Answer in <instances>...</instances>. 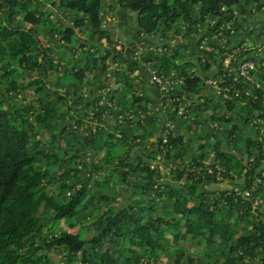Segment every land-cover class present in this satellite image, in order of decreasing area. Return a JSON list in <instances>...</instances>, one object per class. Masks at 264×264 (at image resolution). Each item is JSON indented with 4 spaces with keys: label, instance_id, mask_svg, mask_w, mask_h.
Listing matches in <instances>:
<instances>
[{
    "label": "trees",
    "instance_id": "16d2710c",
    "mask_svg": "<svg viewBox=\"0 0 264 264\" xmlns=\"http://www.w3.org/2000/svg\"><path fill=\"white\" fill-rule=\"evenodd\" d=\"M115 4L0 0V264H264V0Z\"/></svg>",
    "mask_w": 264,
    "mask_h": 264
},
{
    "label": "rangeland",
    "instance_id": "374dc122",
    "mask_svg": "<svg viewBox=\"0 0 264 264\" xmlns=\"http://www.w3.org/2000/svg\"><path fill=\"white\" fill-rule=\"evenodd\" d=\"M110 4H111V6L113 7L112 9H113V11L114 12H111L110 11V8L108 9V11L105 13L106 14V20L108 21V25L111 27L113 24L115 25V29H117V32H118V35H121L120 34V30L122 29V30H124L125 29V24L124 23H121V25H119V23H118V20H119V17H121V19H123L124 20V16H122V14H123V12L124 11H118V10H116V8H117V6H116V4H115V0H110ZM43 5H45V3L43 4ZM47 6V9L48 10H52V12H53V16L55 15V17L57 16V14H59V15H61L60 14V12L58 11L57 12V9L56 8H54L55 6H48V5H46ZM118 12V13H117ZM122 13V14H121ZM62 17V16H61ZM254 18H257V19H260V20H264V13H262V12H256V13H253V15H252V19L254 20ZM67 18H64V17H62V21L64 20V22L65 21H67L66 20ZM124 22V21H123ZM132 22H134V21H132ZM260 22V21H259ZM260 23H263V21L262 22H260ZM118 26H117V25ZM132 26H135L134 24H132ZM132 28V27H131ZM44 33V32H43ZM80 34H82L83 35V33H80ZM40 35H42V34H40ZM46 34L44 33L42 36L44 37ZM115 35H117V34H115ZM123 36H124V34H122ZM85 36L86 35H84V36H82L83 38H85ZM139 40V39H138ZM140 44L142 43L141 41L139 42ZM148 48V44H146L145 42H143L142 43V48L140 49V51L138 52V59H141L142 57H143V55L145 54V50ZM29 77V75H27L25 78H28ZM49 80L51 81V83H53V76H49ZM4 86V83H0V87H3ZM157 98H158V100H160L159 99V97L157 96ZM153 103V110H155V112L156 113H160V110L159 109H157L158 107V105H157V103H155V102H152ZM169 118V115H166V118ZM168 118L166 119V120H168ZM247 128H251V126L250 125H247L246 126ZM252 129V128H251ZM253 133H255V131H254V129H253ZM165 176H167V173L165 174ZM168 179H170V177L168 178ZM123 194L118 198L119 200H118V202H117V204L119 205V206H125V205H127L128 203H129V196H130V192H131V190H129V189H127V188H123ZM90 222H92L91 221V219H88V221L87 220H85V223H90ZM62 223L64 224V221H62ZM70 231H76L77 229H78V226L77 227H75V228H71V227H69L68 228ZM92 232H93V230H90V232H89V234H92ZM191 250H193V251H195V250H197V247L196 246H194V245H191ZM52 254V256H53V258H59L60 257V254H57V253H55V252H52L51 253ZM167 260H168V257L167 256H165V255H163L162 257H161V262H163V263H166L167 262Z\"/></svg>",
    "mask_w": 264,
    "mask_h": 264
},
{
    "label": "built area",
    "instance_id": "2783aa9c",
    "mask_svg": "<svg viewBox=\"0 0 264 264\" xmlns=\"http://www.w3.org/2000/svg\"><path fill=\"white\" fill-rule=\"evenodd\" d=\"M227 40V38H223V42H225ZM261 41H264V34L261 36ZM143 42V41H141ZM142 44V43H141ZM261 44V43H260ZM117 47H122V42H118L116 44ZM237 49V48H236ZM234 49V51L236 50ZM260 64L264 67V54L260 55ZM230 57L231 56H227L224 60V63L226 65H229L230 62ZM257 62L253 59H243L241 61H239L237 63V65L235 67H232V69L234 68L237 72L238 75H242L244 77L247 78H251V70L255 69L257 67ZM152 77L150 78V82L155 84L158 88V90H160L159 85H161L162 88H165L167 86V82L165 80H163L160 76H158L156 73H152L151 75ZM173 81V80H172ZM209 87H213V86H217V80L215 78H209L207 80ZM161 100V99H160ZM152 103V102H151ZM153 104V103H152ZM153 106H151L152 108ZM158 109V108H157ZM154 110H152L153 112ZM181 111V110H180ZM151 112V114H152ZM167 121V120H166ZM168 123L172 125V121L169 119ZM173 126V125H172ZM234 190L236 191L237 194H242L243 196L248 197L251 193L250 189H244V190H240L238 187H235Z\"/></svg>",
    "mask_w": 264,
    "mask_h": 264
},
{
    "label": "crops",
    "instance_id": "0c3cea01",
    "mask_svg": "<svg viewBox=\"0 0 264 264\" xmlns=\"http://www.w3.org/2000/svg\"><path fill=\"white\" fill-rule=\"evenodd\" d=\"M116 10H118V7L116 8ZM122 14V13H121ZM122 16H124V20L121 19V17H119L118 23L119 25H121V23L123 22L125 24V29L124 30H120V34H124V38H127L129 40H137L138 39V32H137V24L135 22H129L126 21V16L123 13ZM263 21V23L260 22ZM132 24H134L135 26H132ZM114 25V24H113ZM117 25V24H116ZM118 26V25H117ZM132 27V28H131ZM264 27V20H260L257 18H254L253 20V25L252 28L254 29V34H253V38H254V42H257V44L261 43V39H260V33L259 31ZM115 34L118 35L117 29L114 30ZM144 69V74L147 76H149L148 73V67L143 66ZM145 92L147 93L148 98L150 99L151 102H159L157 96H158V88L155 84L150 83V84H145ZM153 115H157L159 116L162 120H166V115L163 113H156L155 110L152 112Z\"/></svg>",
    "mask_w": 264,
    "mask_h": 264
}]
</instances>
